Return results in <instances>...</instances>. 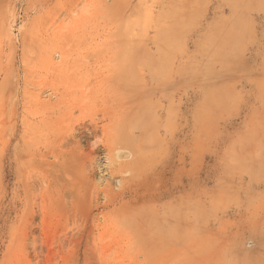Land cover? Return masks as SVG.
Segmentation results:
<instances>
[{"label":"rangeland","instance_id":"1","mask_svg":"<svg viewBox=\"0 0 264 264\" xmlns=\"http://www.w3.org/2000/svg\"><path fill=\"white\" fill-rule=\"evenodd\" d=\"M0 264H264V0H0Z\"/></svg>","mask_w":264,"mask_h":264}]
</instances>
